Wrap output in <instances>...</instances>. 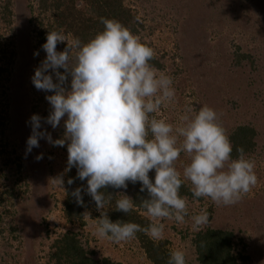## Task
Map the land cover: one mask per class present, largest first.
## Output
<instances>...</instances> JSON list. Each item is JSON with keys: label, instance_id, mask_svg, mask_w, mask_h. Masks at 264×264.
<instances>
[{"label": "rangeland", "instance_id": "obj_1", "mask_svg": "<svg viewBox=\"0 0 264 264\" xmlns=\"http://www.w3.org/2000/svg\"><path fill=\"white\" fill-rule=\"evenodd\" d=\"M90 2L76 0V9L86 19H98ZM124 3L133 17L130 31L154 50L151 63L174 79V101L153 115L176 130L207 105L216 110L230 139L238 128L248 127L253 130V147L246 154L255 161L258 178L251 191L230 206L185 195V222L163 220V237H147L169 255L182 250L188 264H200L195 246L199 233H233L232 254L238 264H264V0ZM71 4L72 0H0V264H56L58 242L67 234H76L91 258L153 264L137 237L116 244L96 234V219L106 210H97L93 200L83 220L66 217L67 143L54 147L41 139L40 146L26 154L34 114L42 117L40 131L46 129L53 140L64 135L63 120L56 129L44 122L51 112L46 96L54 93L37 90L32 77L46 58L42 45L48 32L62 31L69 43L76 39L68 26L74 20ZM67 46V41L58 43L57 51ZM37 51L39 56L34 55ZM53 79L56 82L54 75ZM70 80L65 85L69 90ZM41 154L43 159L37 160ZM189 163L188 154L182 153L177 170L182 173ZM58 176L63 177L62 187L53 181ZM131 184L119 197L124 193L134 201L140 190ZM184 184L191 193V182ZM136 210L152 222L146 210ZM202 210L209 213L210 223L197 230L191 217Z\"/></svg>", "mask_w": 264, "mask_h": 264}, {"label": "clouds", "instance_id": "obj_2", "mask_svg": "<svg viewBox=\"0 0 264 264\" xmlns=\"http://www.w3.org/2000/svg\"><path fill=\"white\" fill-rule=\"evenodd\" d=\"M101 23L103 30L86 44L79 39L69 43L62 31L48 32L42 45L46 58L36 68L32 83L37 90L54 93L46 96L51 112L44 122L56 129L63 120L65 131L63 138L53 140L46 129L40 131L42 117L34 114L26 154L38 148L41 139L54 147L67 143L66 171L77 169V177L67 183L87 181L86 189L78 187L71 195L83 206L82 193L87 194L97 210L112 198L103 190L109 186L127 190L129 182H139L140 192L148 195L139 204L152 218L148 226L113 222L105 213L96 219V234L116 244L135 238L138 232L160 240L163 220L185 222L188 197L180 194L184 181L191 182L194 199L207 197L223 206L238 203L257 184L255 161L242 147L232 156V141L216 110L207 105L176 130L166 119H157L153 114L174 101L173 77L151 63L154 50L129 28L114 19L101 18ZM65 41L68 46L57 51L58 43ZM34 55L39 56V51ZM69 77L70 90L65 87ZM182 153L188 154L190 163L181 173L176 162ZM153 170L154 179L149 175ZM53 181L61 187L64 183L62 176ZM136 206L124 193L116 200L117 211L125 214ZM191 220L199 230L210 223V215L202 210ZM167 264H187L185 252L170 253Z\"/></svg>", "mask_w": 264, "mask_h": 264}, {"label": "trees", "instance_id": "obj_3", "mask_svg": "<svg viewBox=\"0 0 264 264\" xmlns=\"http://www.w3.org/2000/svg\"><path fill=\"white\" fill-rule=\"evenodd\" d=\"M95 8L98 19H86L82 12L76 9V0H72V4L69 5L73 17V23L68 26L70 31L74 32V37L79 39L82 44H86L95 37L96 34L101 32L104 25L101 23V18L114 19L129 28L130 21L133 19L130 9L124 3V0H90ZM76 13L74 15L72 12ZM80 16V17H79ZM253 130L248 127H240L231 137L233 144L232 156L235 158L238 153L237 148H243L245 153L251 150L253 147ZM150 178L154 179V172L149 173ZM77 177V169L72 168L71 171L67 172L66 177V192L67 199L65 201V213L69 220H83L84 212L89 208V204L92 200L90 196L82 193L84 205L81 206L76 203L75 197L71 195L78 187H87V181H81L75 179L72 185H69L67 181ZM131 183V182H130ZM133 184H131L132 186ZM136 190H140L141 184L138 182L133 186ZM122 189H115L109 186L103 190L105 195H112L111 201L106 204L105 214L108 215L111 221L116 222L130 221L141 225L142 227L148 226L150 223L147 219L142 217L136 208H142L139 204L143 199H147V192L137 193L134 202L137 206L125 214L116 209V200L120 199L118 193ZM182 196H190L191 193L186 185L183 184L180 189ZM143 209V208H142ZM143 245L148 259L153 264H167L169 259V253L163 249L161 244H157L155 241L149 239L143 232H138L136 236ZM232 240L233 233H227L224 231H216L209 229L205 232L199 233L195 238V246L200 264H238L237 258L232 254ZM56 264H115L110 259H94L91 258L90 254L82 246L80 240L76 234H67L61 241L58 242L57 253L54 255ZM188 264V263H187Z\"/></svg>", "mask_w": 264, "mask_h": 264}]
</instances>
